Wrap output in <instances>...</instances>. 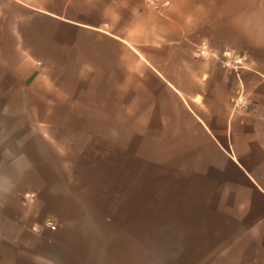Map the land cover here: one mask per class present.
<instances>
[{
  "label": "crops",
  "instance_id": "obj_1",
  "mask_svg": "<svg viewBox=\"0 0 264 264\" xmlns=\"http://www.w3.org/2000/svg\"><path fill=\"white\" fill-rule=\"evenodd\" d=\"M169 1L162 13L146 0H0V264H45L70 250L65 230L44 229L46 218L65 217L46 190L37 128L87 124L47 118V90L29 86L31 71L133 80L134 94L149 96L150 125L173 144V161L144 163L139 188L127 189L143 214L137 222L149 223L140 193L151 186L153 204L170 211L154 209L149 227L178 233H150L187 239L182 264H264V0ZM205 42L245 59L240 79L219 60L196 57ZM241 92L250 105L239 113L231 100ZM165 217L187 224L160 226Z\"/></svg>",
  "mask_w": 264,
  "mask_h": 264
},
{
  "label": "rangeland",
  "instance_id": "obj_2",
  "mask_svg": "<svg viewBox=\"0 0 264 264\" xmlns=\"http://www.w3.org/2000/svg\"><path fill=\"white\" fill-rule=\"evenodd\" d=\"M30 74L29 86L47 90V118L87 124L37 128L39 135H45L46 190L51 192L49 196L61 200L60 209L67 220L53 216L46 219H55L58 229L70 237V250L63 259H48L45 264H140L136 234L141 229L155 234L178 233L138 223L141 209L130 206L127 197V189L133 195L139 188L144 163L164 167L173 161L167 158L169 152L172 155L173 144L163 141L164 128L150 125L149 96L134 94V82L129 79L48 78L36 71ZM26 80L17 79L16 84ZM12 114L14 118L24 117L18 111ZM36 116L31 112V117ZM65 129L72 133L66 134ZM30 140L32 143V137ZM171 168L175 169V164ZM158 184L155 179V186ZM112 186L120 187L117 196H110ZM32 197L25 194V199ZM118 202L125 208L117 206ZM108 216L113 217L112 223L105 221ZM65 221L68 228H63Z\"/></svg>",
  "mask_w": 264,
  "mask_h": 264
},
{
  "label": "trees",
  "instance_id": "obj_3",
  "mask_svg": "<svg viewBox=\"0 0 264 264\" xmlns=\"http://www.w3.org/2000/svg\"><path fill=\"white\" fill-rule=\"evenodd\" d=\"M153 192L154 190L151 188V186L145 185L140 193L142 198L147 200L146 203L144 202V204L141 205H143L144 208V210L142 208V211L145 212L144 217H149L147 219L149 221V223L147 222L149 226L155 224L154 221L150 220V214L154 211V209H157L158 213H167L170 211L169 208H167V202H162L159 204L160 206H155L153 204V200H150L151 193ZM162 196L163 198L167 197L166 191L164 192V188L160 193V197ZM180 207L182 211L187 210L190 212V207L183 205ZM105 221L107 223H112L113 217L108 216ZM142 224L144 225V223ZM158 224L164 227H176L186 225L187 223L182 221L176 222L165 217L162 219V222L159 221ZM136 244L140 264H182L184 251L186 248H188V240L184 237L158 236L148 233L142 229L141 232L136 234ZM195 247L198 249V244H196Z\"/></svg>",
  "mask_w": 264,
  "mask_h": 264
},
{
  "label": "built area",
  "instance_id": "obj_4",
  "mask_svg": "<svg viewBox=\"0 0 264 264\" xmlns=\"http://www.w3.org/2000/svg\"><path fill=\"white\" fill-rule=\"evenodd\" d=\"M148 7L156 12H165L169 9L171 2L169 0H146ZM196 57L200 60H219L227 70L235 72L240 79V71L246 67L245 59L232 50L217 52L213 50L208 43H202L196 50ZM233 110L244 112L249 108V100L244 93H239L231 100ZM44 227L50 231H56L57 225L54 220L48 219Z\"/></svg>",
  "mask_w": 264,
  "mask_h": 264
}]
</instances>
